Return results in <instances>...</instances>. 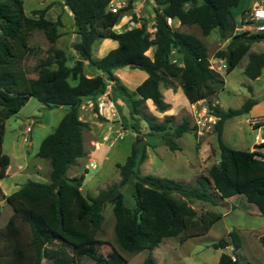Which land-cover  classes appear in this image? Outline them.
Segmentation results:
<instances>
[{"label": "trees", "instance_id": "1", "mask_svg": "<svg viewBox=\"0 0 264 264\" xmlns=\"http://www.w3.org/2000/svg\"><path fill=\"white\" fill-rule=\"evenodd\" d=\"M241 0H151L154 4L153 27L147 28L134 11L131 18L139 25L113 28L126 11L132 9V0L118 7H109L110 0H61L71 11L79 39L72 42L78 58L70 65L61 47L53 49L38 64L37 72L29 77L23 62L40 51L29 43L34 29H41L54 41L60 36V18L47 16L50 3L24 9L23 0H0V178L5 176L10 156L2 151L5 120L18 112L34 96L51 105H67L54 130L46 134L37 154L48 158L49 179H27L16 190L5 195L12 212L0 229V264H83L85 258L94 264H122L127 261L119 251L106 256L99 248L102 242L97 232L104 219L103 209L112 206L115 217L113 231L118 245L129 252L148 249L143 264H158L151 250L165 237L178 236L179 241L205 234L220 212L207 209L200 214L189 204L198 198L216 203L209 191V180L198 178L197 184L153 173L142 174L139 164L147 157L149 142L134 141L124 162L116 163L120 180L100 189L96 194L83 193L84 173L70 176L67 170L76 158L84 154L83 129L88 123L79 118L84 96H96L111 87L117 97L128 103L130 114L138 118L146 99L156 109L167 110L161 85L175 87V81L189 102L206 98L208 108L219 116L214 124L217 138L218 161L208 168V177L217 195L224 199L242 195L264 215V151L236 148L221 136L224 121L248 111L256 99L248 97L239 107L221 108L211 100L224 86V76L210 64L204 41L193 32L169 25L167 16L179 24H197L206 35L213 28L227 39L224 48L215 56L225 60V73L230 72L245 56L243 73L255 78L264 68V49L255 51L251 44L264 39V31L236 30L233 7ZM245 10L241 11V15ZM112 38L118 44L104 55L95 56L92 48L98 39ZM154 47L152 55L147 50ZM87 60L102 70L101 74L86 75L83 62ZM131 66L147 75L135 88H129L115 73V69ZM74 80V83L69 81ZM94 108L96 106L94 104ZM147 135L161 132L171 149L179 147L176 137L191 129L190 120L183 117L171 125L173 114L158 121L144 114ZM142 133L137 123H132ZM172 129V130H169ZM264 148V141L261 142ZM132 184L133 205L124 201L122 186ZM178 194V196L176 195ZM28 225L24 237L22 224ZM264 246V233L258 236ZM237 230H229L211 242L214 248L232 246L234 252H222L214 264H243L237 256L241 245Z\"/></svg>", "mask_w": 264, "mask_h": 264}, {"label": "rangeland", "instance_id": "2", "mask_svg": "<svg viewBox=\"0 0 264 264\" xmlns=\"http://www.w3.org/2000/svg\"><path fill=\"white\" fill-rule=\"evenodd\" d=\"M60 1L23 0L24 9L27 13H30L33 8L43 7L50 3L46 13L47 16L53 19L60 18L63 22V25L59 27L60 36L54 41L50 40L48 34L41 29L32 31L29 36V43L38 46L40 51L33 53V56L22 64L29 77L36 75L37 64L46 55L52 57L55 47L63 48L65 54L69 56L67 63H72L70 55L74 54L75 49L71 41L79 39V34L75 31L74 18L71 11L68 7L65 8ZM118 1L125 5L129 0H111V4L117 5ZM253 1L241 0L237 6L233 7L234 20L237 27H242L244 24L249 26L255 24L251 17L254 10ZM257 1L260 5L264 4V0ZM132 6V9L126 11L125 15L130 17L131 11H134L141 20L146 22L147 28L152 30L153 2L151 0H132ZM150 7L153 11L149 10ZM242 10H245V14L241 15L240 18ZM123 16L118 25L122 23ZM175 24L176 22H174V26ZM128 26L130 24L127 22L115 29L120 30ZM179 28L193 32L201 37L207 47L212 67L217 68L221 64V60L215 56V52L217 49L224 48L227 41L220 36L217 29L213 28L208 34L204 35L197 24H179ZM236 30L244 29L238 28ZM250 31H253V29ZM117 44V40L112 38L107 40L98 39L93 44V54L102 56ZM253 46L259 49L263 48V44L259 43H255ZM153 48H149L147 52L151 54ZM245 61L246 58L244 56L241 64L236 65L229 73L224 74V87L216 95L223 109L239 107L247 96L256 99L248 111L227 119L224 141L236 148H247L254 139L255 130L252 129L246 117L252 115V112L254 114L264 113V70L256 80L248 78L242 71V64ZM224 68L223 70H225ZM120 70L124 83L131 88H134L139 78L143 73H146L140 68L128 65L120 67ZM84 71L86 73H102L101 69L89 62L84 64ZM69 81L74 83L71 78H69ZM174 83L175 91L173 93L167 92L169 94L166 93V100L170 101L172 108L169 106L168 110L159 111L152 101L145 100L141 112L138 113V118H133L130 114L128 103L112 92V97L111 95L110 97L114 102L115 113L112 114L111 110L107 108L105 114L110 117L109 120L101 119L97 115L93 117L98 122L104 121L101 130L98 127H94L92 130L84 128L86 151L77 162L70 165L67 174L80 175L84 173L82 192L84 194H96L100 189L119 182L121 176L116 163L125 161L134 141L149 142V146L147 145L146 147L147 157L139 164L140 172L142 174L153 173L172 177L188 185L197 184L198 178L208 179L209 191L214 194L217 202L213 203L204 199L192 198L189 199V204L196 209L197 214L207 209L218 211L221 214L204 235L189 237L182 242L179 241L178 236L166 237L165 241L163 240L164 244L161 242L159 243V248L151 250L152 255L157 257V259L155 258L157 262L160 264H211L218 258L220 250V248H214L211 242L221 236H226L229 230L235 229L242 240L240 247L236 251L240 262L243 264H264V246L258 240L259 234L264 233V215L261 214L255 205L249 204L242 195L230 196L226 198L227 200L217 195L208 177V168L218 161L216 133L212 129L204 132L201 136L197 135L194 125V115L196 113L194 107L187 103L182 87L176 81ZM248 85L253 86L254 90L250 91ZM161 87L163 92L165 86L162 84ZM213 99L212 97L211 100ZM203 104H207L206 98L205 101L197 102L195 106L200 108ZM66 110L67 107L65 105L60 107L56 105L49 106L39 101L36 97L31 96L18 112L6 118L2 136V151L10 156V165L8 164V174L0 178V186L3 189L14 191L27 179L46 180V171L48 170L49 172L50 170L49 160L39 156L37 151L42 138L54 130ZM144 114L154 116L158 121L163 120L167 114H173V119L170 122L172 126L177 125L182 121L183 117H186L190 120L191 129L176 137L175 140L179 147L171 149L163 141L161 132H156L154 135L146 134L147 125L143 119ZM81 117L85 118L84 115ZM81 117L79 118L82 119ZM132 123H137L142 133H137L132 127ZM27 125L31 127L30 131H26ZM119 129H122V136L116 137L110 144ZM96 141L102 142V145L101 143H96ZM98 144H100V147L97 148ZM92 158L97 161L96 167H92L89 164ZM37 172L41 173V176ZM122 191L125 203L130 206L133 205L132 184L130 182L124 184ZM176 195L178 196V194ZM0 207V229L5 231L4 225L12 212V208L7 202L1 203ZM103 214V222L96 234L102 240L99 243V248L106 256H110L115 251L121 252L127 259L122 264H143V259L149 253V250L142 249L137 252H129L122 249L114 238L113 226L115 217L110 203L104 206ZM21 226L23 227L24 237H27L29 233L28 225L23 223ZM170 241L173 246L175 245L174 247L168 245L167 242ZM1 244L0 241V246ZM231 250L230 248L229 253H231ZM42 264L48 263L42 260ZM83 264H94V262L89 258H85Z\"/></svg>", "mask_w": 264, "mask_h": 264}, {"label": "crops", "instance_id": "3", "mask_svg": "<svg viewBox=\"0 0 264 264\" xmlns=\"http://www.w3.org/2000/svg\"><path fill=\"white\" fill-rule=\"evenodd\" d=\"M257 4H259L258 3V1L257 0H254L253 1V6L255 7ZM65 8H66V6H64ZM149 10H151V11H153L152 10V8L150 7L149 8ZM154 13V12H153ZM154 15V14H153ZM131 16V15H130ZM128 17V15H125V16H123V20H122V23L121 24H124V23H127V18ZM240 18H241V13H240ZM120 21V20H119ZM174 21L176 22V26H179V21L177 20V19H174ZM120 24V25H121ZM120 25H118V23L117 24H115L114 26H113V28L115 29L116 27H119ZM129 27V26H128ZM243 27H246V24H244L242 27H236V29H238V28H243ZM117 30V29H116ZM103 39H108V38H103ZM71 40H72V37H71ZM73 41H75V40H72L71 42H73ZM226 41H227V39H226ZM255 43H259V44H263V48L262 49H259V48H254V44ZM251 48L253 49V50H255V51H261V50H263L264 49V39H262V40H260V41H255V42H253L252 44H251ZM153 50H154V48L152 49V53H153ZM152 53L150 54V55H152ZM67 57H69V56H67ZM70 57H71V61H72V63L74 62V60H76L77 58H78V55H77V52L75 51L74 52V54H72V55H70ZM246 58V57H245ZM247 59V58H246ZM220 60H221V64L220 65H218L217 66V68H215L216 70H218L221 74H223V76H224V74H225V70H223V67H225V63H224V59H222V58H220ZM241 61H242V59H241ZM241 61L238 63V64H241ZM86 62H88L87 60H84V62H83V70H84V64H86ZM72 63H69L70 65L72 64ZM245 63H246V61L244 62V64H242V66H243V68H244V66H245ZM237 64V65H238ZM214 68V67H213ZM225 69V68H224ZM263 70H264V68L262 69V72H261V74L263 73ZM242 71H243V69H242ZM85 72V71H84ZM115 73L121 78V80L123 81V75H122V73H121V70H120V68H117V69H115ZM229 73V72H228ZM85 74L86 75H94V74H98V73H95V72H91V73H86L85 72ZM261 74L259 75V76H261ZM146 75H147V73H143V75L139 78V80H138V82H137V84L139 83V82H141L145 77H146ZM259 76H257V77H255V78H251V79H254V80H256ZM248 77V76H247ZM248 78H250V77H248ZM124 82V81H123ZM224 84H225V79H224ZM180 86V85H179ZM181 87V86H180ZM224 87V86H223ZM129 88H131V87H129ZM135 88V87H134ZM248 88L250 89V91H253L254 90V87L253 86H251V85H248ZM107 89L109 90V93H110V95H111V87L109 86V87H107ZM131 89H133V88H131ZM222 89V88H221ZM173 91H175L172 87H165L164 88V90H163V95H164V97H165V100H166V93L167 92H170V93H173ZM219 91V90H218ZM217 91V92H218ZM217 92L215 93V94H213L212 96H211V98L213 97L214 99L212 100V102L213 103H215V104H218V105H220L219 104V100H218V98H216V95H217ZM167 94H169V93H167ZM249 96H247L246 97V99L248 98ZM252 98H254V97H252ZM245 99V100H246ZM244 100V101H245ZM146 101H152L151 99H146ZM168 101V100H167ZM94 102H95V100L92 98V96H90V95H88V96H84L83 97V99H82V103H81V106H80V108H79V117H81L82 115H84L85 116V118H83V117H81L82 118V120H84V121H86L87 123H88V125L85 127V129H89V130H92L94 127L95 128H99L100 130L102 129V124H103V122L104 121H97V120H95L93 117L94 116H98V117H100L101 119H104V120H109V118L110 117H108L106 114H104V115H99V114H97L96 113V109L93 107V105H94ZM169 103H170V101H168ZM187 103H189L190 105H192V103L191 102H189L188 101V99H187ZM93 104V105H92ZM263 104V103H262ZM64 104H62V105H57L58 107H60V106H63ZM241 105V104H240ZM239 105V106H240ZM66 107H67V105H65ZM170 107H171V105H170ZM172 108V107H171ZM169 109V108H168ZM167 109V110H168ZM250 113V112H249ZM257 113V112H256ZM81 115V116H80ZM239 115V114H238ZM236 116V115H235ZM230 118V117H229ZM228 119V118H227ZM227 119L224 121V124H223V128H222V132H221V136H222V139L224 140V132H225V130H226V127H227ZM246 119H247V121L251 124V126H252V129H254L255 130V132H254V139L252 140V142H251V145L250 146H248L247 148H243V149H257V150H260V151H264V148L261 146V142L262 141H264V113H258V114H254V112H252V115H249L248 117H246ZM91 128V129H90ZM26 129V128H25ZM31 130V129H30ZM29 130V131H30ZM84 129H83V144H84V152L86 151L85 149H86V144H85V142H84ZM107 137V136H106ZM105 137V138H106ZM95 142V141H94ZM96 143H101V145H102V142H99V141H96ZM99 145V147H100V144H98ZM149 146V145H148ZM231 146V145H230ZM234 147V146H233ZM83 156V155H82ZM81 158V156H79V157H77V159H76V162L79 160ZM10 165V164H9ZM9 165L7 166V168H6V171H5V175H7L8 174V171H9ZM47 173H46V175H45V177H46V180H48L49 179V172H48V170L46 171ZM38 173V172H37ZM39 174V176H41V173H38ZM70 176H74V175H70ZM45 180V181H46ZM83 183V182H82ZM81 187H82V185H81ZM82 189V188H81ZM12 191H7V190H5V189H3L1 186H0V196H2V197H0L1 198V200H3V203H6V199H5V195H7V194H9V193H11ZM226 198H228V197H226ZM226 198H224V199H226ZM227 200V199H226ZM11 214V213H10ZM202 235H204V234H202ZM260 235V234H259ZM198 236H201V235H197V236H192V237H198ZM165 239H166V237L163 239L164 241H165ZM188 239V238H187ZM186 239V240H187ZM161 241L162 242V244H164V241ZM185 241V240H184ZM160 242V243H161ZM182 242V241H181ZM168 243V245L170 246V247H174L172 244H171V241L170 242H167ZM155 248H159V244L157 245V246H155L154 248H153V250H155ZM230 246H226V247H224V248H220V250H219V256H220V254L222 253V252H230ZM162 249H163V245H162ZM231 252H232V250H231ZM219 256H218V258L215 260V261H213L211 264H214V263H216L217 261H218V259H219ZM155 258L157 259V257L155 256ZM157 261V260H156ZM47 263V262H46ZM158 264H160L159 262H157ZM49 264V263H48Z\"/></svg>", "mask_w": 264, "mask_h": 264}, {"label": "built area", "instance_id": "4", "mask_svg": "<svg viewBox=\"0 0 264 264\" xmlns=\"http://www.w3.org/2000/svg\"><path fill=\"white\" fill-rule=\"evenodd\" d=\"M124 5L123 3L118 1L117 5H112L110 0L109 7L111 10L116 11L118 7H121ZM252 21L255 23L253 25H246V27H243L244 30H251L253 31H264V4L260 5L257 4L254 7L253 13H252ZM166 21L169 25H174V18L171 16H167ZM127 22L130 24L129 27L139 25V21L133 20L131 17H128ZM205 101V98L199 99L197 102ZM192 102V106L194 107V111L196 112L194 115V125L195 130L198 136H201L204 134V132L214 129V124L216 123L217 119L219 118L218 115L213 113L207 106V104H203L200 108H197L195 104L197 103ZM96 106V113L99 115H104L105 110L109 108L112 112V114L115 113L114 109V102L112 98L110 97V93L108 89H105L104 92L100 93L96 96L95 102ZM31 127L29 125L26 126V131H29ZM122 136V129H119L115 135V137L110 141V144H112L113 140H115L116 137ZM99 145H97V148ZM90 166L96 167L97 161L95 158H92L89 162ZM1 203H3V200L0 199V206ZM1 208V207H0ZM231 247V245H228ZM232 253V252H231Z\"/></svg>", "mask_w": 264, "mask_h": 264}, {"label": "water", "instance_id": "5", "mask_svg": "<svg viewBox=\"0 0 264 264\" xmlns=\"http://www.w3.org/2000/svg\"><path fill=\"white\" fill-rule=\"evenodd\" d=\"M232 252H234V250Z\"/></svg>", "mask_w": 264, "mask_h": 264}, {"label": "clouds", "instance_id": "6", "mask_svg": "<svg viewBox=\"0 0 264 264\" xmlns=\"http://www.w3.org/2000/svg\"><path fill=\"white\" fill-rule=\"evenodd\" d=\"M233 251V250H232Z\"/></svg>", "mask_w": 264, "mask_h": 264}]
</instances>
